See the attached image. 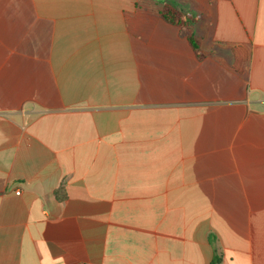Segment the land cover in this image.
I'll use <instances>...</instances> for the list:
<instances>
[{"label":"crops","instance_id":"crops-1","mask_svg":"<svg viewBox=\"0 0 264 264\" xmlns=\"http://www.w3.org/2000/svg\"><path fill=\"white\" fill-rule=\"evenodd\" d=\"M0 264H264V0H0Z\"/></svg>","mask_w":264,"mask_h":264},{"label":"trees","instance_id":"trees-1","mask_svg":"<svg viewBox=\"0 0 264 264\" xmlns=\"http://www.w3.org/2000/svg\"><path fill=\"white\" fill-rule=\"evenodd\" d=\"M160 16L165 22L180 29L199 59L205 57V54L201 51L199 39L193 31V26L201 20V16L185 13L168 3L164 4ZM248 60L249 53L246 48L242 46L232 48V67L236 73L240 75L245 73V65Z\"/></svg>","mask_w":264,"mask_h":264}]
</instances>
